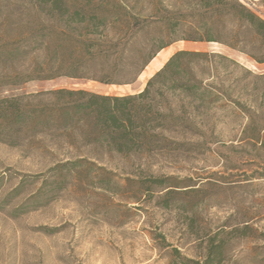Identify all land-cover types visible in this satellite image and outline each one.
<instances>
[{
  "label": "trees",
  "instance_id": "obj_1",
  "mask_svg": "<svg viewBox=\"0 0 264 264\" xmlns=\"http://www.w3.org/2000/svg\"><path fill=\"white\" fill-rule=\"evenodd\" d=\"M0 15V143L40 154L52 177H152L142 163L179 145L172 135L220 101L245 116L248 140L264 145V73L252 76L219 52L177 51L133 94L57 89L36 103L2 96L59 78L130 86L177 43L264 65V19L241 0H12ZM251 77L262 85L252 94ZM224 245L212 239L196 264H220Z\"/></svg>",
  "mask_w": 264,
  "mask_h": 264
},
{
  "label": "rangeland",
  "instance_id": "obj_2",
  "mask_svg": "<svg viewBox=\"0 0 264 264\" xmlns=\"http://www.w3.org/2000/svg\"><path fill=\"white\" fill-rule=\"evenodd\" d=\"M241 1L264 19L260 0ZM180 50L219 52L252 76L264 73L224 48L177 43L130 86L59 78L2 96L36 103L57 89L133 94ZM254 82L247 81L250 94L262 87ZM227 104L173 134L179 145L156 149L139 168L152 177H52L40 154L0 143V264H196L212 239L225 241L220 264H264V145L248 140L247 119ZM157 179L161 185L152 184Z\"/></svg>",
  "mask_w": 264,
  "mask_h": 264
},
{
  "label": "bare ground",
  "instance_id": "obj_3",
  "mask_svg": "<svg viewBox=\"0 0 264 264\" xmlns=\"http://www.w3.org/2000/svg\"><path fill=\"white\" fill-rule=\"evenodd\" d=\"M152 62V61H151ZM154 64L155 65H158L159 64V61L158 60H154ZM160 65V64H159Z\"/></svg>",
  "mask_w": 264,
  "mask_h": 264
},
{
  "label": "crops",
  "instance_id": "obj_4",
  "mask_svg": "<svg viewBox=\"0 0 264 264\" xmlns=\"http://www.w3.org/2000/svg\"><path fill=\"white\" fill-rule=\"evenodd\" d=\"M161 53V52H160ZM159 55V54H158ZM154 60H156V58H154L153 60H152V62H150V64H152L153 62H154ZM160 64V63H159ZM157 66V65H156ZM162 66V65H161ZM160 66V67H161Z\"/></svg>",
  "mask_w": 264,
  "mask_h": 264
}]
</instances>
